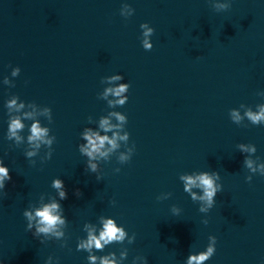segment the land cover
Segmentation results:
<instances>
[{
    "label": "clouds",
    "instance_id": "clouds-1",
    "mask_svg": "<svg viewBox=\"0 0 264 264\" xmlns=\"http://www.w3.org/2000/svg\"><path fill=\"white\" fill-rule=\"evenodd\" d=\"M212 7L215 11H227L231 7V2L229 0L228 3H212ZM134 9L127 3L122 4L120 9V15L128 18L133 15ZM140 28L143 30L141 40L142 47L145 51H151L153 48V43L150 42L149 37H152L155 33V29L153 27H149L147 22L142 23ZM20 68L17 67L13 70L12 75L15 76L19 73ZM109 82L124 80V76L122 74L113 75L111 77H106ZM6 84L8 83L7 79L4 81ZM130 84L129 83H120L115 88L106 89L104 96L106 97L109 93L114 95L115 97H120V99L116 100L115 103L123 106L128 101V96H122L123 93L129 91ZM261 96H264V92L258 93ZM109 104H113V101H109ZM23 104L17 106L16 98L11 99L7 102V108L9 110L16 109L19 111L20 108H23ZM243 107V105H241ZM258 111L253 112L250 109L245 112L246 117L249 121H251L252 125H261L264 124V103L257 105ZM231 117L234 121L239 122L242 117L239 112L236 110H230ZM31 114L25 113L24 118H30ZM117 116V119L120 121H124L125 117L119 115L118 113H114ZM25 125L21 121V117H10L7 131V139L12 140L15 139L17 143L21 141V136L18 135L19 131L23 130ZM100 127L105 131L109 130L113 125L109 124L107 119H102L100 123ZM30 135L28 136V143L34 149H39L40 143L42 142L48 146L53 144V141L56 137L52 139H45L48 133V129L41 127L38 122H34L30 128ZM116 135H113L112 139H109L106 135H100L98 132H93L91 129H87L82 134V139L86 140V144H81L78 146L79 152L81 155L88 157L86 167L95 172L97 170V165L92 161L97 158V154L100 157H106L108 151L115 149L117 147L116 144ZM120 139H126L127 134L123 137H119ZM111 145V148L107 151H104L105 143ZM135 147V146H134ZM239 149L242 152H251L255 153L257 151L256 146L253 144L251 146L240 144L238 145ZM52 151H49L46 156L42 159V163L50 160L52 157ZM25 156L31 161L33 165H35V160L32 158L37 155L36 151H26ZM129 158L126 156H121L120 160H128ZM245 167L251 170L253 173H256L259 169V175L264 176V164H260L257 167H253V161L245 158L243 161ZM119 171V170H117ZM12 179L10 175V170L4 164L3 158H0V190L5 189V185L7 181ZM99 180L100 177L98 176ZM180 179L184 182L183 190L188 193L192 199V201H202L203 205L198 209L199 212L207 214L216 203V196L218 193L222 191V184L216 183V181L220 180V175L217 171H201L199 174L194 175H182ZM246 181L251 183L252 176H247ZM51 187L57 190L60 201L67 199V191L65 189L64 181L60 178H54L51 183ZM197 187L202 190V195L197 196L195 192H192V188ZM5 195L7 193L5 192ZM75 195L79 197L81 195L80 191L77 189ZM113 203H115L113 201ZM64 211L61 203L57 200L53 199L50 203L42 204L40 207L36 208H28L23 212V216L27 220L26 231H31L33 236L36 238H40L41 234L45 236L51 234L57 237V239L64 236L62 231H58V226L65 225L67 218L62 215ZM173 214L178 215L180 210L175 206L172 208ZM203 223L207 225L208 220H203ZM102 230L99 231V234H95L94 229H90L88 225H85V228L88 229V235L86 239H80L77 243V251H86L88 253L87 261L88 264H117V256L114 252L109 253L103 256H97L93 254V249L95 251H103L106 246L113 243H123L127 238L129 244L133 243L136 239V234L133 233L131 236L128 235V232L125 231L123 226H117L116 221L113 218L103 219L102 220ZM35 227V231H32ZM209 243L206 247V250L199 252L198 254H189L187 257L185 264H205L209 259H211L216 252V244L217 238L216 236L210 235L208 237ZM43 243V240H40ZM66 246V245H65ZM64 247V246H62ZM128 255L127 249L120 252L119 259L122 261L126 259ZM52 257L48 258L46 264H50ZM140 259L143 261V264H148L146 257L137 256L133 260V264L135 261ZM264 264V261H262Z\"/></svg>",
    "mask_w": 264,
    "mask_h": 264
}]
</instances>
